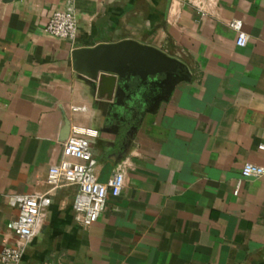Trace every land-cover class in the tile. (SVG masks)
<instances>
[{
    "label": "crops",
    "instance_id": "obj_1",
    "mask_svg": "<svg viewBox=\"0 0 264 264\" xmlns=\"http://www.w3.org/2000/svg\"><path fill=\"white\" fill-rule=\"evenodd\" d=\"M68 7L77 39L43 33ZM128 38L182 61L189 79L154 111L157 92L138 93L119 127L73 51ZM66 124L97 130L100 182L119 167L127 177L88 227L73 207L78 187L46 182ZM262 144L264 0H209L205 11L190 0H0V253L17 241L12 197L41 193L46 220L22 264H264V174L241 173L246 162L264 167Z\"/></svg>",
    "mask_w": 264,
    "mask_h": 264
},
{
    "label": "built area",
    "instance_id": "obj_2",
    "mask_svg": "<svg viewBox=\"0 0 264 264\" xmlns=\"http://www.w3.org/2000/svg\"><path fill=\"white\" fill-rule=\"evenodd\" d=\"M199 10L205 11L209 0H190ZM229 26L237 31L236 43L245 46L249 35L243 30L239 19L229 21ZM42 32L50 36L75 41L78 36V17L73 7L53 12L42 26ZM74 111L85 110L84 106H72ZM98 135L97 130L81 126H72L69 136L63 144L62 158L52 164L47 173L46 182L51 189L66 185H76L78 193L73 207L77 219L86 227L98 220L104 211L110 195L118 196L125 189L127 177L123 167H119L107 182H100L96 176L97 160L94 157L91 138ZM264 149V144L260 145ZM243 177H259L264 174V167L255 163H244L241 170ZM18 209V217L11 223V229L17 236L14 245H6L0 260L4 264H22L26 244L38 233L46 220L45 207L51 199L41 193L16 195L11 199ZM38 264H62L60 262H42Z\"/></svg>",
    "mask_w": 264,
    "mask_h": 264
},
{
    "label": "water",
    "instance_id": "obj_3",
    "mask_svg": "<svg viewBox=\"0 0 264 264\" xmlns=\"http://www.w3.org/2000/svg\"><path fill=\"white\" fill-rule=\"evenodd\" d=\"M73 67L89 79L98 97L105 99L107 115L114 116L119 127L129 123L120 112L130 110L127 102L134 103L138 93L157 92L148 109L154 111L179 82L189 79V71L182 61L131 38L77 48L73 51ZM67 130L69 133L70 125L66 124Z\"/></svg>",
    "mask_w": 264,
    "mask_h": 264
}]
</instances>
